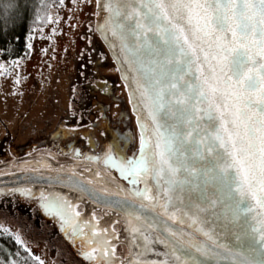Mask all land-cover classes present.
<instances>
[{
    "label": "snow or ice",
    "instance_id": "snow-or-ice-1",
    "mask_svg": "<svg viewBox=\"0 0 264 264\" xmlns=\"http://www.w3.org/2000/svg\"><path fill=\"white\" fill-rule=\"evenodd\" d=\"M97 7L108 14V32L136 74L135 92L152 123L149 136L139 122L138 154L126 156L117 141L103 156L105 167L128 179L131 195L140 201L138 206L127 199L113 202L127 211L129 231L147 242L145 229L159 228L173 238L159 242L170 249L175 264H202L167 222H181L177 213L183 208L188 226L209 241L189 245L201 256L211 260L223 249L241 257L233 264H264V0H97ZM99 30L115 49L105 28ZM142 180L144 187H136ZM75 184L99 199L83 182ZM41 200L45 213L70 227L72 236L88 238L80 253L87 264H117L108 229L81 220L62 197L41 194ZM148 207L161 211L148 217ZM208 212L240 225L246 254L233 253L214 230H206L209 221L201 220V213Z\"/></svg>",
    "mask_w": 264,
    "mask_h": 264
},
{
    "label": "flooded vegetation",
    "instance_id": "flooded-vegetation-1",
    "mask_svg": "<svg viewBox=\"0 0 264 264\" xmlns=\"http://www.w3.org/2000/svg\"><path fill=\"white\" fill-rule=\"evenodd\" d=\"M105 62L104 53L92 50L90 64L82 70L81 79L68 84L67 105L61 112L50 114L44 123L49 127L46 135L41 133L19 143H14L12 136L3 138L0 145V215L9 222L16 221L13 227L53 232L55 235L59 232L64 239L63 233L72 236L70 227L62 226L58 218L45 213L41 207V194H44L68 200L81 213V220L94 223L92 217L101 216L100 220H107V226L114 231L115 217H118L123 231V221L115 211L97 207L64 188L23 183L18 178L27 172L46 177L55 174L79 176L107 194L132 193L133 186L129 180L121 177L116 169L106 168L103 164L104 154L117 141L128 157L138 154L140 146V140L134 136V121L131 119L136 115L139 123L138 115L129 96H125L128 92L126 94L116 79L100 70L106 68L103 66ZM139 133L141 138V130ZM88 157L98 159L89 160ZM148 184L151 187L150 177ZM136 187L142 189L143 180ZM24 189L30 190L31 194H22ZM54 238L50 242L56 244L58 239L53 241ZM76 238H81L80 244L85 245L87 237ZM82 249L77 250V256ZM82 262L86 264L83 259Z\"/></svg>",
    "mask_w": 264,
    "mask_h": 264
},
{
    "label": "rangeland",
    "instance_id": "rangeland-1",
    "mask_svg": "<svg viewBox=\"0 0 264 264\" xmlns=\"http://www.w3.org/2000/svg\"><path fill=\"white\" fill-rule=\"evenodd\" d=\"M14 1L21 2L0 0V21L21 11L22 6ZM97 10V0L52 2L48 11L38 19L40 22L32 27L33 37L27 58L0 59V145L8 136H12L14 143H19L41 133L46 135L49 127L44 123L50 114L61 112L67 105L69 82L81 79L82 70L90 64L95 46L93 39L101 40L97 31L98 22H94ZM106 51L108 55L103 64L106 68L100 70L116 79L125 91L107 48ZM131 119L134 121V136L139 141L140 126H137L135 117ZM94 217L96 222L98 215ZM15 223L0 215V229L7 230L5 232L15 240L19 237L21 242L18 244L40 264H84L82 255L79 253L77 256V250L86 247V242L83 246L79 238L71 234L68 237L66 233H63L64 239L59 232L55 235L46 231L19 230L12 226ZM107 224L108 221L99 223V228L108 229L107 238L115 246L117 264H120V254L126 255L124 239H118L116 223L115 231ZM54 235L58 239L56 244L50 242ZM6 250L0 248V264H22L18 256Z\"/></svg>",
    "mask_w": 264,
    "mask_h": 264
},
{
    "label": "water",
    "instance_id": "water-1",
    "mask_svg": "<svg viewBox=\"0 0 264 264\" xmlns=\"http://www.w3.org/2000/svg\"><path fill=\"white\" fill-rule=\"evenodd\" d=\"M107 18L108 14L106 12H101L98 8L94 19V22H98L97 31L119 71V75L122 79L126 94L128 92L127 96H129L134 112H136L138 115L139 122H143L146 125L148 129V135L151 136V120L147 115L144 105L140 103L139 93L135 92V84L133 83V77L136 74L135 72L129 70L128 64L124 63L123 53L120 52L119 41L115 40V38L111 36V33L108 32ZM101 26H103L105 28V31L108 32L109 41L115 43V49L109 46V42L105 41L103 35L101 34V31L99 30ZM203 47L207 48L206 42L203 44ZM118 56L120 57L119 62L117 60ZM123 74L128 75V81H125L122 78ZM133 93H135V99H133ZM134 117L137 126H140L138 125L140 123H138L137 121V116L135 115ZM18 178H20V181L23 183H29L38 186L64 188L84 197L97 207L115 211V213L119 215L123 221L124 232L121 230L120 227V219L118 217H115L118 239H124L125 243L126 255L120 254V262L123 261V264H130V260H139L141 261V264H164L165 261H168V264H175L174 257L171 255L170 249L166 247L165 244L159 242L161 240L173 239L172 237H169L167 233H162L159 228L153 230L145 229V232L149 236V240L146 242L139 235L134 237L129 231V216L127 211H122L120 207L116 206L113 203L114 201H125V199H127L128 203L132 204L133 206H138L140 203L139 199L134 198L131 194H128L127 191H125L123 194H107L98 190L93 184H88L87 181L83 180L79 176L55 174L51 177H46L43 175H37L36 173L27 172L21 176H18ZM75 182H83L88 190L94 191L98 195L99 199H92L89 197L88 192L79 191L76 187ZM150 183L153 190V195H155L156 189L154 182L151 180V178ZM144 203L148 204L147 201H145ZM220 210L221 209L219 208V206H217L216 211L220 212ZM160 211L161 210L159 207H156L154 211L151 207L144 209V213L148 217L156 216ZM184 211H186V209L182 208L177 213L178 218L182 217L181 222L176 224H173L171 221L167 222L174 230H178L181 233L182 238L184 240L183 247L188 249L192 256L199 259L202 264H233L234 260L241 259V257L239 256L227 254L223 249H218L217 251L220 254L218 256H214L211 260H209L208 257L201 256L199 253H197L195 251V247H189V245H207L209 241L203 235L197 233L194 228L188 226L190 221L187 217H183ZM193 211H195V209H193ZM205 218H207L209 221V224L205 225L206 230H214L215 238L220 243L227 245L229 248H231L233 253L239 252L246 254L247 237L244 232L241 231L240 225L238 223L229 224L222 218L218 216H213L211 212L201 213V220ZM100 219L101 216H98L97 221L100 224L107 222V220L105 219ZM161 219L167 220L166 217H161ZM249 222L252 223L251 220ZM133 223L136 222L133 221Z\"/></svg>",
    "mask_w": 264,
    "mask_h": 264
},
{
    "label": "trees",
    "instance_id": "trees-1",
    "mask_svg": "<svg viewBox=\"0 0 264 264\" xmlns=\"http://www.w3.org/2000/svg\"><path fill=\"white\" fill-rule=\"evenodd\" d=\"M18 1L21 2L14 1V3L22 6L21 11L12 17H8V19L0 21V59L3 60L27 58L30 52L29 45L33 37V34H31L32 27L40 22L38 19L42 17L44 12L48 11L52 2L59 4L61 0ZM92 39L91 41L94 40L95 45L93 48L94 53H104L106 57L108 54L103 42L96 38ZM55 240H57V237L53 241ZM0 248L7 249L6 251L9 253L18 256L22 264H40L38 260L31 257L21 244L16 242L12 235L2 231V229H0Z\"/></svg>",
    "mask_w": 264,
    "mask_h": 264
}]
</instances>
